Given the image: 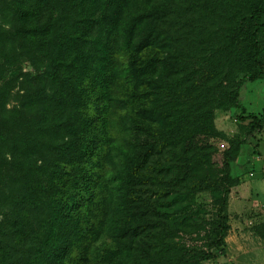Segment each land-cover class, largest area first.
I'll return each instance as SVG.
<instances>
[{"label":"trees","instance_id":"obj_1","mask_svg":"<svg viewBox=\"0 0 264 264\" xmlns=\"http://www.w3.org/2000/svg\"><path fill=\"white\" fill-rule=\"evenodd\" d=\"M244 81H264V0H0V264L226 256L233 164L263 130ZM229 108L244 137L221 151Z\"/></svg>","mask_w":264,"mask_h":264},{"label":"rangeland","instance_id":"obj_2","mask_svg":"<svg viewBox=\"0 0 264 264\" xmlns=\"http://www.w3.org/2000/svg\"><path fill=\"white\" fill-rule=\"evenodd\" d=\"M21 68L24 71L31 70V67L26 64H23ZM9 78L11 76L7 75L6 79ZM238 105L245 109L246 114H259L263 122V130L250 138L239 150L232 174L237 179L256 175L264 182V81L242 82L238 90ZM240 114L239 108L216 112L214 124L221 136L214 140V144L221 151L228 149L233 141L243 139L242 128L245 124L237 119ZM239 184L232 188L230 196L232 195V199L241 196V199L238 198L239 202L229 199V204L232 205L228 211L230 225L226 237L228 253L224 257L205 261L202 264H264L263 183L260 181L263 192L256 198L257 201L243 197L241 192H236ZM209 207L205 206V210ZM181 241L186 245L204 246L205 231H201L200 234L182 236Z\"/></svg>","mask_w":264,"mask_h":264},{"label":"crops","instance_id":"obj_3","mask_svg":"<svg viewBox=\"0 0 264 264\" xmlns=\"http://www.w3.org/2000/svg\"><path fill=\"white\" fill-rule=\"evenodd\" d=\"M260 181L263 183L264 187V182L262 179H260L258 176L254 175L249 178H241L240 179V184L237 187L236 192H241L243 197H247L248 199H253V201H257L256 198L263 192V188L260 184ZM235 193V192H234ZM234 195V194H233ZM235 197V196H234ZM233 197V198H234ZM241 199V196H237L236 198L232 199V195L230 196V201L234 200L239 202L238 200ZM232 204H229V208L231 207ZM226 243V255L228 253V242L227 239H225Z\"/></svg>","mask_w":264,"mask_h":264}]
</instances>
